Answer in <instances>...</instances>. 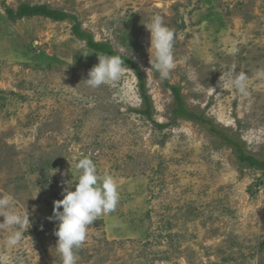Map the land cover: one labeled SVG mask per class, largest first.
<instances>
[{
	"label": "rangeland",
	"instance_id": "1",
	"mask_svg": "<svg viewBox=\"0 0 264 264\" xmlns=\"http://www.w3.org/2000/svg\"><path fill=\"white\" fill-rule=\"evenodd\" d=\"M23 4L77 20L11 21L7 10ZM156 14L177 36L176 67L164 81L144 70V24ZM77 23L134 61L151 119L139 113L135 70L99 89L82 83L102 54L74 35ZM228 68L249 74L248 97L218 87ZM259 69L264 0H0V194H11L32 225L14 248L5 244L9 230H0V264H62L58 222L48 218L84 156L117 180L120 200L90 225L78 264H264L263 171L241 165L207 126L173 122L172 92L179 88L188 109L264 161Z\"/></svg>",
	"mask_w": 264,
	"mask_h": 264
},
{
	"label": "clouds",
	"instance_id": "2",
	"mask_svg": "<svg viewBox=\"0 0 264 264\" xmlns=\"http://www.w3.org/2000/svg\"><path fill=\"white\" fill-rule=\"evenodd\" d=\"M144 26L150 32L151 57V68L144 70H155L160 81L167 80L176 67V33L159 14L154 15ZM98 60L99 63L89 70L88 78L82 82L89 89H99L102 85L117 82L131 70L120 55H98ZM255 76L264 78V69L257 70ZM249 80L247 72L228 68L222 72L218 87L234 88L241 97H248ZM75 169L79 173L75 185L72 181L63 182L67 184L61 193L63 199L54 201L53 215L48 218L58 222L54 235L58 237L56 251L60 254L62 264H78V250L88 237L90 225L102 215L114 212L120 200L117 180L112 175L100 176L97 165L90 157L80 158L75 163ZM0 217H3L0 230L10 232L5 241L6 246H18L25 230L32 226L29 212L17 211L15 198L9 193H3L0 194Z\"/></svg>",
	"mask_w": 264,
	"mask_h": 264
},
{
	"label": "trees",
	"instance_id": "3",
	"mask_svg": "<svg viewBox=\"0 0 264 264\" xmlns=\"http://www.w3.org/2000/svg\"><path fill=\"white\" fill-rule=\"evenodd\" d=\"M7 16L11 21L23 20L26 18H45L51 19L56 22H62L66 20L76 21L77 18L75 16L69 15L63 11L52 9L47 5H36L31 6L28 4L21 5L17 11L15 12L12 9L7 10ZM73 33L76 37L81 40L86 41L87 47L99 54L102 55H120L126 61L125 63L130 69L135 70L138 78L140 79V92L141 98L144 102V109L139 111L140 114L147 117L148 119L152 118V104L150 98L146 92V82L144 76L140 73L137 65L131 59L121 55L120 53L113 50L112 46L107 43L97 42L95 41L92 34L83 31L81 25L77 23L73 27ZM172 92L175 96L176 105L173 109V122H176L179 119H186L189 121L199 122L202 125H205L209 128V131L215 135L220 137L228 146L234 147L236 150V154L238 160L241 165H246L249 168H253L259 171H263L264 173V161L256 157L255 155L246 153L243 150L242 143L238 140H233L227 135L222 134L221 131L214 126V123L211 120L205 118L203 114H198L187 108L185 101L181 95L179 88H172ZM167 126V125H166ZM165 125L159 126V128L163 129L166 127Z\"/></svg>",
	"mask_w": 264,
	"mask_h": 264
}]
</instances>
